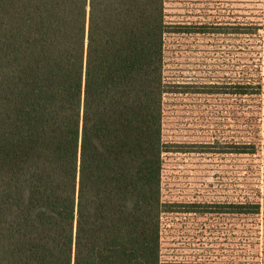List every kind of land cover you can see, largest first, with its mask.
<instances>
[{
	"label": "trees",
	"instance_id": "trees-1",
	"mask_svg": "<svg viewBox=\"0 0 264 264\" xmlns=\"http://www.w3.org/2000/svg\"><path fill=\"white\" fill-rule=\"evenodd\" d=\"M187 32L201 33L168 21L166 0H0V264H169L163 103L183 92L165 79L164 45ZM258 72L225 92L251 133L264 124ZM224 212L240 221L231 264H264V199Z\"/></svg>",
	"mask_w": 264,
	"mask_h": 264
},
{
	"label": "rangeland",
	"instance_id": "rangeland-1",
	"mask_svg": "<svg viewBox=\"0 0 264 264\" xmlns=\"http://www.w3.org/2000/svg\"><path fill=\"white\" fill-rule=\"evenodd\" d=\"M166 14L201 33L165 36L164 76L183 93L163 103L162 140L170 152L161 188L174 206L161 220V258L231 264L239 260L240 221L224 205L264 199V124L260 133H251L254 123L242 127L239 97L225 92L232 93L242 70L248 77L260 70L264 80V0H166ZM253 22L262 25L255 34L234 33ZM254 139L255 155L235 153V145Z\"/></svg>",
	"mask_w": 264,
	"mask_h": 264
}]
</instances>
